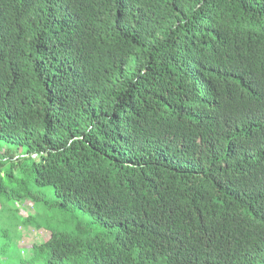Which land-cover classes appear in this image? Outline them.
I'll list each match as a JSON object with an SVG mask.
<instances>
[{
  "label": "trees",
  "instance_id": "obj_1",
  "mask_svg": "<svg viewBox=\"0 0 264 264\" xmlns=\"http://www.w3.org/2000/svg\"><path fill=\"white\" fill-rule=\"evenodd\" d=\"M24 174L104 232L21 264H264V0H0V198Z\"/></svg>",
  "mask_w": 264,
  "mask_h": 264
},
{
  "label": "rangeland",
  "instance_id": "obj_2",
  "mask_svg": "<svg viewBox=\"0 0 264 264\" xmlns=\"http://www.w3.org/2000/svg\"><path fill=\"white\" fill-rule=\"evenodd\" d=\"M8 148L18 154L25 152L24 149H17L15 146ZM26 162L31 164L32 159ZM27 177V174L18 176L26 181L27 189L38 197L35 202L14 204L0 198V264L12 261L13 264H21L19 259L30 260L32 246L44 241L51 231H64L82 238L104 232L103 226L89 212L81 211L73 204L62 206L51 187L32 186L28 183ZM6 186L12 189L16 187V183ZM27 217H32L30 225L20 224ZM15 224H19L20 227L17 228Z\"/></svg>",
  "mask_w": 264,
  "mask_h": 264
}]
</instances>
